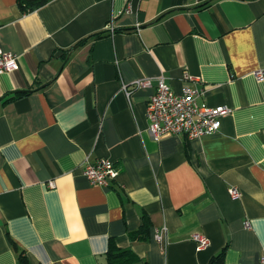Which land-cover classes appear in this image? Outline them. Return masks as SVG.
Returning a JSON list of instances; mask_svg holds the SVG:
<instances>
[{"label": "crops", "instance_id": "obj_1", "mask_svg": "<svg viewBox=\"0 0 264 264\" xmlns=\"http://www.w3.org/2000/svg\"><path fill=\"white\" fill-rule=\"evenodd\" d=\"M0 48L18 56L0 74V264H105L110 242L131 264H207L223 247L224 264H264V0H0ZM159 77L231 112L212 134L154 140ZM99 158L118 170L108 187L82 172Z\"/></svg>", "mask_w": 264, "mask_h": 264}, {"label": "built area", "instance_id": "obj_2", "mask_svg": "<svg viewBox=\"0 0 264 264\" xmlns=\"http://www.w3.org/2000/svg\"><path fill=\"white\" fill-rule=\"evenodd\" d=\"M194 5L203 6L208 0H192ZM128 5L126 11H130ZM18 67V56L11 52H5L0 48V74L9 72ZM257 81H262L264 71L261 69L253 72ZM185 78H190L185 75ZM151 86V79L148 77L137 78L132 82L133 88H148ZM126 85L124 89L129 96ZM200 90L190 85H184L180 92H174L165 82L163 77L157 79L155 91L150 95L146 106L148 119V132L154 140L166 135H183L188 140L200 138L201 136L216 132L221 123V118L231 112L227 105L215 107L200 106L196 100ZM82 172L88 181L93 185L108 187L112 180L118 175V170L112 160L99 158L94 162L88 159L82 162ZM54 181L48 182V187L54 188ZM228 193L232 199H238L241 193L230 187ZM250 227L249 222H245ZM165 227L154 229V238L162 242V235ZM191 238L196 243V250H201L208 245V239L199 232H194Z\"/></svg>", "mask_w": 264, "mask_h": 264}, {"label": "trees", "instance_id": "obj_3", "mask_svg": "<svg viewBox=\"0 0 264 264\" xmlns=\"http://www.w3.org/2000/svg\"><path fill=\"white\" fill-rule=\"evenodd\" d=\"M50 0H17V4L22 11H29L33 10L41 5L46 4ZM25 93V92H24ZM24 93H17L14 94L11 98L12 99L16 96L23 95ZM148 236V223L144 218L143 224L138 230L137 239H146ZM135 259V255L129 249H120L118 248L113 242H110L109 248L106 252V262L105 264H131L132 261ZM18 260L20 264H27L28 259L26 255L22 252L18 254ZM225 261V247H223L217 253L211 255L207 264H224Z\"/></svg>", "mask_w": 264, "mask_h": 264}, {"label": "bare ground", "instance_id": "obj_4", "mask_svg": "<svg viewBox=\"0 0 264 264\" xmlns=\"http://www.w3.org/2000/svg\"><path fill=\"white\" fill-rule=\"evenodd\" d=\"M262 70V69H261Z\"/></svg>", "mask_w": 264, "mask_h": 264}]
</instances>
